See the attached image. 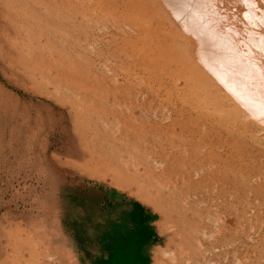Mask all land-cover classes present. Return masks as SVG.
<instances>
[{"label": "rangeland", "instance_id": "rangeland-1", "mask_svg": "<svg viewBox=\"0 0 264 264\" xmlns=\"http://www.w3.org/2000/svg\"><path fill=\"white\" fill-rule=\"evenodd\" d=\"M50 3L35 0L40 20L27 26L26 59H18L20 42L0 48V264H68L65 256L104 264L116 239H132L118 227L135 229L136 221L139 262L264 264L261 167H242L235 149L203 159L213 166L189 164L204 149L185 153L166 89L117 87L118 66L103 68L114 43L79 20L71 41ZM15 17L10 30L26 29ZM53 200L69 243L53 241Z\"/></svg>", "mask_w": 264, "mask_h": 264}, {"label": "bare ground", "instance_id": "bare-ground-1", "mask_svg": "<svg viewBox=\"0 0 264 264\" xmlns=\"http://www.w3.org/2000/svg\"><path fill=\"white\" fill-rule=\"evenodd\" d=\"M50 4L55 5L57 27H68L71 41L81 35V27L75 25L79 20L98 25L101 42L114 43V52L105 48L103 68L109 70L111 61L118 66L117 87L166 89L163 101L183 125L185 153L192 147L204 149L200 158L188 157L189 164L213 166L212 158L207 164L203 159L215 150L231 154L235 149L242 167H261L257 181L264 186V0H55ZM34 6L35 0H0V48L8 52L22 43L20 60L26 59L24 49L31 45L27 26L34 29L40 20ZM16 14L26 29L10 30ZM172 97L181 106L172 103L176 101Z\"/></svg>", "mask_w": 264, "mask_h": 264}, {"label": "crops", "instance_id": "crops-1", "mask_svg": "<svg viewBox=\"0 0 264 264\" xmlns=\"http://www.w3.org/2000/svg\"><path fill=\"white\" fill-rule=\"evenodd\" d=\"M50 171V170H49ZM57 202L55 200H53V211H54V217L56 218L55 221L53 222V229L55 228V231H53V241L57 238H59L60 240H62V242L64 243H69V240L67 239V235L65 234L64 230L61 228V225L59 223H57V220L59 219V214L61 212H59V208L56 207ZM135 220V218H133ZM135 223H137V228H133L135 231L132 232V228H122V226L118 227V230L120 232H122L123 236H126V231H128V234L131 235L132 239H129L127 236L126 239L120 237L118 239H116L114 242H116V244L113 246H111V251H110V255L109 257L104 261V264H147L146 261L144 262H139L136 260V258L133 255V252L131 251V243L133 241L134 236H139L141 237L144 236V233L142 232V228L141 225L136 221ZM35 228L37 229L38 233L40 232L43 235L44 240L46 241L47 245L50 244V239L51 236H47L44 232V229L42 228V226H38L35 225ZM120 228V229H119ZM125 232V234H124ZM117 237V236H116ZM50 238V239H49ZM114 238V237H113ZM146 238V236H145ZM144 238V239H145ZM66 258V262L68 264H78L77 261H73V259H71L68 256H65ZM100 257H97V260H99ZM100 261V260H99ZM94 263V261H92ZM97 262V261H96ZM103 262V260H102ZM101 263V262H100ZM88 264H90L88 262ZM97 264H99L97 262Z\"/></svg>", "mask_w": 264, "mask_h": 264}]
</instances>
